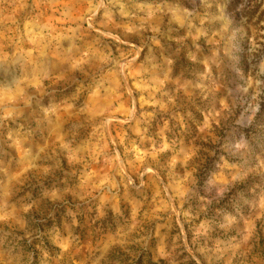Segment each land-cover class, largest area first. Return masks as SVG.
Instances as JSON below:
<instances>
[{
	"label": "rangeland",
	"instance_id": "rangeland-1",
	"mask_svg": "<svg viewBox=\"0 0 264 264\" xmlns=\"http://www.w3.org/2000/svg\"><path fill=\"white\" fill-rule=\"evenodd\" d=\"M0 264H264V0H0Z\"/></svg>",
	"mask_w": 264,
	"mask_h": 264
}]
</instances>
